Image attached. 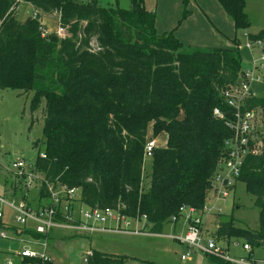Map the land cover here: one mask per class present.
I'll return each instance as SVG.
<instances>
[{
    "label": "trees",
    "instance_id": "obj_1",
    "mask_svg": "<svg viewBox=\"0 0 264 264\" xmlns=\"http://www.w3.org/2000/svg\"><path fill=\"white\" fill-rule=\"evenodd\" d=\"M192 1L183 0L178 27L191 16ZM216 1L236 32L249 28L245 0ZM26 3L42 20L60 15L69 35L61 39L52 32L43 37L39 20L31 15L20 21L19 4L0 0V90L33 94L31 110L41 109L44 121L41 144H34L43 152L38 151L32 169L43 179L39 201L50 202L47 185L74 189V197L66 198L69 210L78 206L77 210H110L128 220L144 219V229L152 235H163L165 225L175 223L172 218L180 217L182 207L202 210L220 169L224 142L232 135L214 110L228 113L222 94L245 72L237 38L231 48L188 53L175 30L157 32V14L146 9L144 0H131L129 9L118 3L104 7L98 0ZM247 38L253 45L264 44V30ZM248 105L264 116V93ZM150 126L155 136H165L166 143L152 149L151 177L144 190ZM238 183L254 198L259 229H243L233 214L217 213L213 238L227 245L243 240L252 252L264 248V137L260 153L245 161ZM7 184L18 190L14 181ZM56 220L64 221L61 207ZM18 226L9 228L34 239L47 238L27 225ZM0 227L8 228L2 222ZM90 252L86 264L135 260L124 254ZM204 256L208 264H236ZM21 264L52 262L25 258Z\"/></svg>",
    "mask_w": 264,
    "mask_h": 264
},
{
    "label": "rangeland",
    "instance_id": "obj_2",
    "mask_svg": "<svg viewBox=\"0 0 264 264\" xmlns=\"http://www.w3.org/2000/svg\"><path fill=\"white\" fill-rule=\"evenodd\" d=\"M73 1L80 4L85 2V0ZM114 1L102 0L100 4L101 6L108 7ZM118 1L120 7L123 9H129L131 7L130 0ZM156 2L158 5V0H144V5L148 11L156 12ZM194 3L197 7L203 6L201 5L202 3L200 5L196 1ZM245 3L244 10L250 20V26L246 31L236 32L232 23L228 21L224 11L215 2L213 4L215 6L213 9L214 22L205 16L209 22H206L204 25L201 24V27L203 28V33L210 28L218 33L216 36L221 35L226 47L231 46L232 41L237 38L245 70L249 68V64L253 61L259 66H262L259 74L262 77L260 81L263 84V90L256 93V96L260 97L264 93V61L262 60V48L258 44H255L250 49L247 48V45H249L247 36L249 34L255 35L261 30H264V0H245ZM192 11L193 14H196L194 10ZM32 12L33 10L29 4L21 3L18 8V19L24 21L26 17L32 15ZM46 22L49 25L50 31H57L58 21L56 16L49 17ZM196 22L203 23L200 20ZM196 22L192 24L191 29L199 28L200 24ZM164 28H159L157 30L158 33L168 30ZM188 31L192 32L190 29ZM187 34L190 35L191 33ZM66 36L63 38L58 37L65 39L67 38ZM194 44L196 51H208L207 47L212 45L213 41L211 38H207L205 39L204 46L200 45L202 43ZM183 48L184 51H188L189 49L188 45H183ZM21 94L22 92L11 89L0 90V213L2 215L0 222L8 226V228L0 227V264H20L22 261L20 254L24 250H29L36 254H44L47 251V256L54 261V264H86L85 258H87L88 252L91 249L107 253L124 254L138 259V261L131 260L128 264H144L142 261H152L158 264H208V261L202 253L194 251L191 252L189 258L184 261L181 260V256L188 252L187 247L181 246L176 240H172L169 237L175 235L178 238L183 235L182 231L184 227L186 228L183 219H180L176 226L173 223L165 225V237L155 236V238L149 235L102 233L95 234L92 239H88L86 237H73L69 231L64 229H54L51 232L52 240L46 242L45 239L35 240L27 234H17L12 228H9L19 227L15 223V210L11 207V203L19 206L25 201L34 210L50 203L47 200L39 202L40 181L38 179H34L30 186H26L28 176L17 172L12 167L13 161L16 158H21L27 164L24 171L29 175L35 165L38 151L43 152L41 145L38 148L34 147L35 143L41 144L42 140L44 121L41 109L33 112L31 110L33 94H22V96ZM43 107L44 105L41 108ZM262 119L263 123L261 122ZM262 119L259 116L260 126L263 129L264 116H262ZM149 141V143L154 144V147H161L165 145L166 138L163 134L155 136L152 131V126H150ZM151 168L152 158L146 155L144 158L142 180V188L144 190L148 188L150 182ZM7 173L11 178L7 177ZM7 181H9V184H12L14 181L22 189L17 191L11 190L7 187ZM23 197L26 199L24 200ZM210 202L211 198H208L206 204ZM213 206L223 209L222 214L224 216L233 214V218L239 227L246 230L259 229V211L254 205V198L246 192L243 183L237 184L233 195L226 202H214ZM77 208L78 206H75L74 210H77ZM213 212L218 213L217 211ZM213 214H206L203 218V223L206 225V232L203 236L204 241L213 237L216 231ZM133 224L132 229L138 227V231L148 233L144 229V225H146L144 219H142L141 223L136 222ZM114 226L115 221L113 219L107 220L103 225V227ZM27 227H32V225L29 223ZM236 243L233 242L227 245V242H221V244L229 247L228 255L231 259H247L249 257L257 260L264 259V248L254 249L249 254L243 250L245 241L239 240L238 244Z\"/></svg>",
    "mask_w": 264,
    "mask_h": 264
},
{
    "label": "built area",
    "instance_id": "obj_3",
    "mask_svg": "<svg viewBox=\"0 0 264 264\" xmlns=\"http://www.w3.org/2000/svg\"><path fill=\"white\" fill-rule=\"evenodd\" d=\"M15 1L19 5L21 3H26V0ZM19 5L17 7V13ZM32 17L40 21V29L43 37L52 33L47 27L46 21L41 19L39 12L34 11ZM56 17L58 26L57 31L54 33L63 38L67 35V27L61 24L60 15H57ZM68 36L69 35L66 37ZM255 44H258L261 48L264 46L261 41H258ZM254 45L249 43L248 48H251ZM262 60L264 61V55H262ZM261 68V65L259 66L253 61L251 65H249V68L245 70L241 80L224 91L222 95L229 108L228 113L219 109L214 110L215 118L224 120L225 125L230 129L232 135L224 142V156L220 161V169L213 178L212 189L209 193L211 202L205 204L202 210H197L192 207H182L180 209V217L172 218V221L175 223L179 219H183L186 225L184 235H181L178 238L176 236L169 237L187 247L188 252L182 256V260L189 258L191 252L194 251L200 252L203 255L222 258L236 264H264V261L261 263H253L243 259H231L216 239L211 237L205 241L203 240L205 233L203 228L204 216L206 214H213V211H217L218 214L223 212V209L213 206V203H224L233 195L245 161L247 158L259 154L263 147L264 125L263 129L260 126L261 122L263 123V115L261 114V110L249 108L248 105V101L256 97V93L251 84L254 81L261 80L262 77L259 74ZM259 116H261V122L259 121ZM153 148V143L147 144V156L152 157ZM41 157L45 158V155L41 154ZM26 165V162L19 158L13 161L12 167L17 172L28 176L27 186H30L34 179H38L41 184L43 179L40 176L35 175L32 171L29 175L25 173L24 168ZM47 187L50 192V203L38 210L30 208L26 202H23L19 206H15L13 203L10 204L15 210V223L17 225L25 226L29 222H32L35 224L36 233L44 236L48 235L54 229H64L76 235L118 233L165 237V235H152L150 233L140 232L138 229H132L131 227L133 223L138 221L128 220L120 216L116 211L91 209L69 210L66 198H73L76 194V190L63 188L60 190H54L51 185H47ZM58 207H61V216L64 219L63 222H58L56 220ZM1 217L2 215L0 213V218ZM109 219L115 221V228L108 229L103 227L104 223ZM243 250L250 251L251 247L245 243L243 244ZM90 255L91 252L89 251L87 258H85L86 263ZM20 258L22 260L25 258H32L40 259L43 262L50 261L46 253L36 254L29 250L22 251Z\"/></svg>",
    "mask_w": 264,
    "mask_h": 264
},
{
    "label": "crops",
    "instance_id": "obj_4",
    "mask_svg": "<svg viewBox=\"0 0 264 264\" xmlns=\"http://www.w3.org/2000/svg\"><path fill=\"white\" fill-rule=\"evenodd\" d=\"M86 1V0H85ZM99 1V4L102 0H98ZM131 1V0H130ZM159 4L157 5V2H156V6H157V18H156V24H155V27H156V30H158L159 28H163L165 27L164 29H168V30H165V31H161L160 33H165V32H170V31H174L175 30V37L181 41L183 43V45H188L189 49L188 53L190 52H195L196 51V47H194V43H202L200 45L204 46L205 45V39L207 38H211V40L213 41V44L208 46L207 49L208 51L214 49V48H231V46H227L226 47V44L223 43L224 42V39L222 38L221 35H217L218 33H216L215 31H213V29H210L206 26V28H208V30L204 31L203 33V28L201 27V24L204 25L206 22L208 23L209 20L205 17L207 16L211 21L214 22V17H213V9H214V2L219 5V7L223 10V8L220 6V4L216 1V0H193L189 6H188V10L191 12V16L188 17L181 25L179 28L178 27V22L180 21V19L182 18V13H183V0H158ZM198 3L199 5H203L202 7H197L195 5V2ZM214 1V2H213ZM200 2V3H199ZM114 3H118L119 4V1L118 0H115ZM113 3V4H114ZM101 5V4H100ZM31 7V6H30ZM32 8V7H31ZM33 10V9H32ZM194 10L196 12V14H193V11ZM224 11V10H223ZM33 13V12H32ZM225 13V11H224ZM18 14V13H17ZM226 14V13H225ZM227 18H228V21L232 23V26L234 28V24H233V21L228 17V15L226 14ZM30 17V16H28ZM26 17V18H28ZM25 18V19H26ZM24 19V20H25ZM197 20H200V22L202 21L203 23H199V22H196ZM47 21V18L46 20ZM196 22V23H199L200 26L199 28H193L191 29L190 27L192 26V24ZM47 23V22H46ZM177 25V27H176ZM177 29H176V28ZM212 28V27H211ZM218 28V27H217ZM191 30L192 32H189L188 30ZM220 30H222L221 27H219ZM235 29V28H234ZM188 31V32H187ZM223 31V30H222ZM158 32V31H157ZM187 33H191L190 35H188ZM218 45H221V46H218ZM247 48H248V45H247ZM250 49V48H249ZM251 65V63L249 64ZM252 88L253 90L255 91V93L257 92H260L263 90V84L261 81H254L252 82ZM166 142V141H165ZM19 159V158H16V160ZM27 186V184H26ZM7 187L10 188L11 190H13L12 187H10V185L7 184ZM28 188V187H26ZM18 190H21L22 188H17ZM14 191V190H13ZM25 202V201H24ZM40 202V201H39ZM42 208L41 206L38 207L37 209H40ZM36 209V210H37ZM215 216V215H214ZM213 216V222L215 223V217ZM180 221V219L176 222V223H173L174 226H176V224ZM139 222V221H138ZM32 227H29L30 229H35V224L32 223V222H29ZM28 223V224H29ZM136 223V222H134ZM141 223V222H140ZM204 224V223H203ZM134 225V224H133ZM145 226V225H144ZM205 224L203 225V228H204V231L206 232V228H205ZM104 228H108V229H112V228H115L114 227H104ZM133 229H138V227H135ZM53 231V230H52ZM51 231V232H52ZM185 231H186V228L184 227V230L182 231L183 235L185 234ZM51 232L46 235L47 238H41V239H45L46 242H50L52 240V236H51ZM70 232V231H69ZM71 233V232H70ZM95 234H102V233H95ZM95 234H83V235H76V234H73L71 233V235H73V237H86L88 239H92L93 238V235ZM113 234H116V233H113ZM118 235H122V234H118ZM165 235V234H163ZM175 236V235H173ZM155 238V237H153ZM35 240H40V239H35ZM222 241H218L219 245L222 246V248L225 250V252L228 253V247H226L225 245L221 244ZM179 243V242H178ZM180 244V243H179ZM238 244V243H236ZM181 246H185V245H182L180 244ZM186 247V246H185ZM46 249V248H45ZM245 251V250H244ZM247 253H252L251 250L250 251H245ZM44 253H46L47 255V251H45ZM184 256V255H182ZM181 256V258H182ZM205 257V256H204ZM49 258V257H48ZM135 260H132V261H138L137 258H133ZM240 259H243L245 261L246 258H238L237 260H240ZM49 260L52 262V264H54V261L49 258ZM182 260V259H181ZM23 261V260H22ZM21 261V262H22ZM184 261V260H182ZM250 261H252L253 263H261L264 261V259L262 260H257V259H251ZM21 264V263H20Z\"/></svg>",
    "mask_w": 264,
    "mask_h": 264
}]
</instances>
